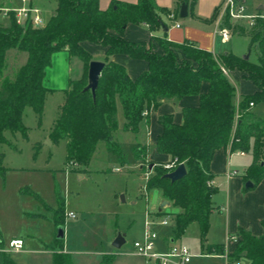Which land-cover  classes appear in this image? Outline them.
I'll list each match as a JSON object with an SVG mask.
<instances>
[{"label": "trees", "instance_id": "16d2710c", "mask_svg": "<svg viewBox=\"0 0 264 264\" xmlns=\"http://www.w3.org/2000/svg\"><path fill=\"white\" fill-rule=\"evenodd\" d=\"M53 1V12L42 27L21 26L15 22L13 13L8 26L0 24V145L7 142L5 131L20 132L27 138V128L22 122L24 108L31 107L40 119L44 96L50 91L42 86L44 69L53 52L66 49L69 56L82 62L83 73L68 82L64 100L48 132L52 143L64 141L65 167L72 170L86 165L97 144L103 143L107 163L136 164L140 172L149 171L145 190H159L162 199L175 209L156 213L171 217V239L178 238L190 223H196L200 245L207 253L220 254L221 245L204 244L208 217L214 209L211 195L215 188L209 184L212 175L208 170L213 151L227 148L230 153L248 152L251 161L244 181L250 180L254 186L264 178V120L249 110V103H264V16L256 17L252 26L245 28L230 22L226 13L222 15L220 26L228 28L231 35L248 39L246 58H243L231 52L214 55L193 43L175 44L165 37H152L148 42L125 40L122 32L127 23H142L151 31L162 27L160 15L168 12L157 8L154 0L114 1L105 10L98 8L97 0ZM193 2L176 0V7L181 3L191 7ZM214 17L215 12L210 19ZM81 42L104 49L99 59L103 67L93 97L89 90H83L87 64L93 59L81 48ZM174 48L182 52L183 59L179 62ZM11 50L25 53L26 58L9 77L5 70ZM113 54L143 60L146 69L129 78L122 65L110 60ZM221 68L226 72L239 71L254 86L252 93L234 103L235 88ZM202 82L207 83L204 93L199 91ZM185 96H198V103L180 109V123H174L171 114L156 117L161 130L154 149L169 156L167 163H172V168L147 161L144 144L114 140L118 128L116 102L122 112V130L135 132L143 111H155L162 102ZM3 158L0 151V173L5 170ZM180 163L185 175L172 182L165 178ZM63 216V201L57 198L54 224L60 225ZM260 226L261 233L257 236L241 228L236 230L238 240L228 255L230 259H239L243 264H264V219L260 220ZM111 259V255L103 256L99 264H109ZM50 264H70L68 255L54 254Z\"/></svg>", "mask_w": 264, "mask_h": 264}, {"label": "crops", "instance_id": "0c3cea01", "mask_svg": "<svg viewBox=\"0 0 264 264\" xmlns=\"http://www.w3.org/2000/svg\"><path fill=\"white\" fill-rule=\"evenodd\" d=\"M114 1L124 3L136 2V0H97V6L100 10H105ZM246 1L247 0H244L245 11L247 13L264 16L263 1L256 0L252 2L251 8H248ZM30 2L41 10V14L45 20L51 15L55 6L51 7L50 4H48V0H45V6L48 4L45 8H47L48 11L50 10L49 15L45 17V9H41L39 6L35 5L34 0H30ZM222 2L223 0H194L191 7L187 6V16L179 18V7H176V0H154L157 8L165 9L168 12L167 15H160V19L166 30L163 31L162 27H159L151 31L145 24L127 23L123 29L122 36L125 40L130 42H148L152 37H165L166 40L175 44H181L183 42L193 43L198 48L209 51L214 55L227 52L232 53L230 47L225 45L228 44L232 37L237 35L229 34L228 41L223 43L220 41L219 35L215 32L217 19L220 17ZM17 3L19 4L18 0ZM213 12H215V17L210 19ZM169 15L172 17H169ZM175 24L178 26L176 27ZM80 45L93 60H99L103 55L104 49L99 45L89 42H81ZM173 53L176 61L179 62L183 59L180 49L174 48ZM110 60L122 65L129 78H134L146 69V63L143 60L131 59L123 54H113L110 56ZM82 73L83 64L77 57L69 56L66 49L56 51L50 55L49 65L44 69L42 86L49 89V92L59 91L62 93L63 97L59 104L60 106L64 100V90L67 88L68 82L78 79ZM226 76L235 88L234 103H237L241 96L250 94L254 90L252 83L249 80L242 78L239 71H228ZM206 89L207 83L202 82L199 88L200 93H204ZM197 103L198 96H185L176 101H164L155 111L145 113L138 123L137 130L135 132H130L123 131L121 128L123 117L120 105L116 102V120L118 128L113 134L114 140L119 143L144 144L146 146L145 159L152 163H160L164 165L169 161V156L157 153L154 149L155 138L161 130L160 125L156 122L157 115L171 114L173 122L178 124L181 122L180 109L183 107H194ZM253 107L254 105H251L249 108L252 114H254L252 112ZM245 155L250 154L246 152L243 155H238V157ZM233 156H237L235 151L230 153L227 148H218L213 151L208 164L209 173L212 175L211 185L215 188L214 193L211 195V202L216 206L208 217V229L204 237V244L221 245V252L220 254L207 253L204 246L199 244V249L201 252H205V256L221 259L223 264L224 255H229L234 248V244L227 242V238L229 236H236V230L238 228L246 230L252 235H259L261 233L260 220L264 219V178L258 181L253 187L245 189L243 187L245 182L244 173L246 167L251 161V156H249L250 160L246 166H241L240 164L235 163L232 158ZM121 166H126L130 169L129 171L143 175L144 181L146 182L147 178L144 174L145 172L139 171V165L123 164ZM81 169L84 170L83 166L81 168L72 169V171L79 172ZM231 170L236 171V174L231 176L228 175ZM1 174H4V172ZM144 186L145 184L143 187ZM26 189L39 198L31 188ZM150 190L157 193L159 197L156 202L152 201L150 209L147 211L149 214L153 212L167 213L175 211V209L169 206L167 201L165 205L159 209V205L163 201L160 192L157 189ZM57 198H61L63 201L64 216L60 225H55L53 222V210L56 206L50 207L44 205L45 208L49 209L51 212L50 220L53 225V231L49 239L46 240L34 237L24 239V237L19 234L20 232H18V234H7L8 241L13 238H21L23 240V247L18 251H10L9 253L0 252V261L2 263L50 264L53 260L54 254H66L68 255L70 264H99L103 256L106 255H111L112 257L109 264L115 263L117 255H129L134 257V261H126L124 259L120 260L119 264H143L142 259L132 251L130 253H118L125 241H123L118 248H114L111 245L117 233L123 235V240L126 235L125 231L119 229L116 221H114L111 230L103 237L102 242L95 241L94 238H86L84 236L85 234L72 230L71 226L65 224V216L71 212H65L64 199L57 194L56 203ZM28 215L32 217L41 216L37 211L28 212ZM159 216H165V214ZM57 226L62 227L61 239H56L55 237ZM140 233L139 230L136 238L140 236ZM170 233L171 229L170 232L158 236L156 242L158 250H164L169 244L174 243L175 239H171ZM33 239H35V241ZM86 239H89L91 244H93V242H98L101 246L100 249L98 251H90L79 247L86 244ZM5 242L3 235L0 234V249L5 246ZM12 252L22 254V257L14 258L12 257ZM81 257H84V259L82 260Z\"/></svg>", "mask_w": 264, "mask_h": 264}, {"label": "rangeland", "instance_id": "374dc122", "mask_svg": "<svg viewBox=\"0 0 264 264\" xmlns=\"http://www.w3.org/2000/svg\"><path fill=\"white\" fill-rule=\"evenodd\" d=\"M254 1L256 0L246 1L248 8L252 7ZM46 2L34 0L35 5L45 9V17L50 12L45 7L48 4L51 7L55 5L53 0H48L45 6ZM231 22L249 28L244 21ZM0 24L8 26L9 21L0 18ZM225 46L230 47L232 53L242 56L247 51L248 39L237 35ZM25 58V53L11 50L7 57L5 75L13 76ZM62 97L59 91L47 92L43 99L40 119L36 117L31 107L24 108L22 122L27 128V138L20 132L13 134L10 131L4 132L7 142L0 145V151L4 154L3 165L6 168L4 174L0 173V234L6 242L1 252H10L7 237L10 233L20 232L24 239L30 237L49 239L53 225L50 220L51 212L44 205L55 207L57 194L64 199L65 212H71L73 215L65 216V224L71 226L72 230L85 234L86 238L102 242L116 221L119 229L126 234L125 242L118 253L133 252L131 241L136 239L139 230L141 232L144 215L150 209L152 201L156 202L159 196L150 189L143 191L145 184L143 175L129 171L126 166L107 163L106 147L103 143L97 144L90 160L83 166L84 170L75 172L70 167H65L64 141L58 140L54 143L47 141V133L58 112ZM252 112L264 120V103L255 104ZM249 156L237 155L232 158L235 163L246 166L250 160ZM112 167H117L119 171H112ZM26 188H31L39 198ZM212 206L216 205L212 202ZM36 211L41 216L28 215V212ZM151 215L155 216V213ZM166 218L167 225L152 226L157 237L170 232L171 217ZM89 239H86V244L79 247L98 251L101 247L99 243L91 244ZM174 244H183L189 249L192 256L187 264H223L221 259L205 256V252L200 251L196 223H190L182 235L174 240ZM12 257L21 258L22 254L12 252ZM124 259L134 261L133 256L117 255L115 263L112 264H119L120 260Z\"/></svg>", "mask_w": 264, "mask_h": 264}, {"label": "built area", "instance_id": "2783aa9c", "mask_svg": "<svg viewBox=\"0 0 264 264\" xmlns=\"http://www.w3.org/2000/svg\"><path fill=\"white\" fill-rule=\"evenodd\" d=\"M0 0V18L7 19L9 21L10 14L13 13L15 22L21 26L31 24L33 28L42 27L45 23V19L41 14V10L32 5L30 0ZM227 14L231 21H244L248 27L252 26L253 20L260 16L257 14H249L245 11L244 0H223L220 17L217 19V27L215 32L219 35L221 42L228 41L230 30L226 27L220 26V19L223 14ZM169 17H172L169 15ZM177 27L178 25L175 24ZM221 71L226 75L227 72L221 68ZM251 106V103H249ZM146 112L143 111L142 115ZM237 117V115H236ZM237 155H243L240 150H236ZM165 169L172 168V163H166L163 165ZM113 171H118V168H113ZM146 178L149 175V171H145ZM236 171L231 170L228 175H235ZM211 184V181L209 182ZM143 191L146 192L145 186ZM68 217H72V213L66 214ZM158 224L165 226L168 224V220L165 216L156 215L152 216L148 212L145 213L142 222V230L140 236L131 241V248L133 252L142 259L143 264H187L191 258L189 249L181 244L175 245L169 244L164 250H158L156 247L157 235L152 230V226ZM237 236H229L227 242L235 244L237 242ZM23 247V240L21 238H13L8 242L9 251H18ZM1 252V249H0ZM0 264H4L0 261ZM224 264H243L239 259H230L228 255H224Z\"/></svg>", "mask_w": 264, "mask_h": 264}, {"label": "water", "instance_id": "95a60500", "mask_svg": "<svg viewBox=\"0 0 264 264\" xmlns=\"http://www.w3.org/2000/svg\"><path fill=\"white\" fill-rule=\"evenodd\" d=\"M187 16V4L181 3L178 8V17L184 18ZM162 30L165 31V26L162 25ZM243 58H246V55H242ZM103 67V63L99 60H90L87 64V70H86V84L83 87V90H89L91 96L93 97L94 90L97 85L98 76L100 74V71ZM47 141L50 143L51 141L47 138ZM151 168V164L148 166V169ZM185 175V169L182 163L178 164L176 167H174L172 170L168 171L164 176L169 181H175L180 179ZM253 186V183L250 180H246L243 184V187L245 189L251 188ZM166 203L165 200H163L160 205L159 209L164 206ZM56 239H61L62 237V227L57 226L56 227ZM123 235L120 233H117L111 243V245L114 248H118L123 243Z\"/></svg>", "mask_w": 264, "mask_h": 264}]
</instances>
